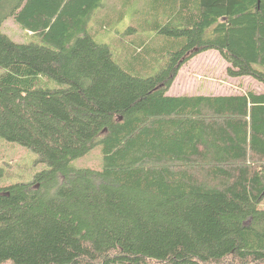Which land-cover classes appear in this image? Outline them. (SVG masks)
<instances>
[{"label": "trees", "instance_id": "16d2710c", "mask_svg": "<svg viewBox=\"0 0 264 264\" xmlns=\"http://www.w3.org/2000/svg\"><path fill=\"white\" fill-rule=\"evenodd\" d=\"M210 50L264 87V0H0V264H264V94L167 95Z\"/></svg>", "mask_w": 264, "mask_h": 264}, {"label": "rangeland", "instance_id": "374dc122", "mask_svg": "<svg viewBox=\"0 0 264 264\" xmlns=\"http://www.w3.org/2000/svg\"><path fill=\"white\" fill-rule=\"evenodd\" d=\"M2 32L15 42H23L29 35L12 19L2 25ZM113 32V31H112ZM98 44L107 45L117 60L124 53L115 49L117 38L113 33L94 37ZM227 64L216 51L203 52L180 68L168 95H204V94H241L254 91L264 94V87L249 77L232 78L226 73ZM176 92L178 94H176ZM100 147L96 146L85 156L72 162L74 168L98 170L101 165ZM47 167L37 161V155L30 149L17 143L7 142L0 138V187L16 183H30L39 172ZM264 208V200L261 203Z\"/></svg>", "mask_w": 264, "mask_h": 264}, {"label": "crops", "instance_id": "0c3cea01", "mask_svg": "<svg viewBox=\"0 0 264 264\" xmlns=\"http://www.w3.org/2000/svg\"><path fill=\"white\" fill-rule=\"evenodd\" d=\"M172 87V86H171ZM170 90V89H169ZM169 92V91H168ZM168 92H167V95H168ZM246 92V91H245ZM244 93V92H243ZM242 93V94H243ZM176 94H178L177 92H176ZM187 95V94H186ZM204 95H207V96H225V95H240V94H216V95H214V94H204ZM170 96V95H169ZM180 96H184V95H180ZM188 96H194V95H188Z\"/></svg>", "mask_w": 264, "mask_h": 264}]
</instances>
